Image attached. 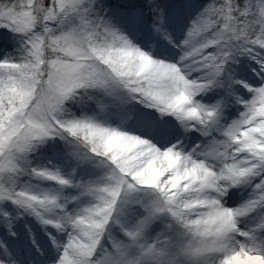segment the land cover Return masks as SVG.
Instances as JSON below:
<instances>
[{
	"label": "snow or ice",
	"instance_id": "1",
	"mask_svg": "<svg viewBox=\"0 0 264 264\" xmlns=\"http://www.w3.org/2000/svg\"><path fill=\"white\" fill-rule=\"evenodd\" d=\"M0 264H264V0H0Z\"/></svg>",
	"mask_w": 264,
	"mask_h": 264
}]
</instances>
